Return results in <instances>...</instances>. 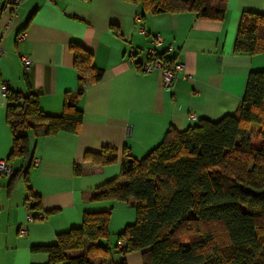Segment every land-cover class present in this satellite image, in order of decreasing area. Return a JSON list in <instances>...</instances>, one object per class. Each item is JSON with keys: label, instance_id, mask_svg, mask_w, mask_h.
Segmentation results:
<instances>
[{"label": "crops", "instance_id": "crops-1", "mask_svg": "<svg viewBox=\"0 0 264 264\" xmlns=\"http://www.w3.org/2000/svg\"><path fill=\"white\" fill-rule=\"evenodd\" d=\"M0 11V160L7 159L16 172L0 174V264H48L49 255L35 247L56 244L58 235L82 226L85 213L106 211L110 237L102 242L113 250L114 264H143V251L116 250L118 235L136 221L135 206L91 197L111 180L124 183V153L141 159L171 129L218 121L239 108L250 73L264 70V53L235 51L237 32L244 13L264 14V0H228L220 20L200 19L191 11L153 14L131 0H26L16 8L0 0ZM158 34L157 52L184 65L170 88L158 70L141 68ZM72 44L91 52L94 67L103 71L79 100L80 132L43 135L29 129V157L10 158L14 137L2 85L37 93L45 115L61 116L67 95L79 88ZM22 56L31 57L29 67ZM105 147L117 149L116 162L85 161L87 152ZM30 199L40 206L29 209ZM41 211L45 218L29 219Z\"/></svg>", "mask_w": 264, "mask_h": 264}, {"label": "trees", "instance_id": "trees-1", "mask_svg": "<svg viewBox=\"0 0 264 264\" xmlns=\"http://www.w3.org/2000/svg\"><path fill=\"white\" fill-rule=\"evenodd\" d=\"M131 1L153 14L191 11L204 20L222 19L228 3ZM71 49L79 88L67 95L61 116L45 115L37 93L9 90L7 121L14 137L10 158L29 157V129L43 135L80 132L83 112L79 100L89 84L102 79L103 71L94 67L93 55L81 45L72 44ZM235 51L264 53V14H243ZM197 122L182 132L171 129L164 141L141 159L124 153V183L111 180L91 199L135 206L136 221L118 235L121 243L116 250L123 254L143 251V264H264V70L250 73L243 101L235 112L218 121ZM117 157V149L105 147L87 152L85 161L105 166ZM75 173L82 174L80 165L75 166ZM32 202L31 210L40 206L38 199ZM109 221L110 212H87L81 227L58 235L56 244L34 250L46 252L48 264H114L113 250L102 242L110 237ZM69 251L84 253L70 256Z\"/></svg>", "mask_w": 264, "mask_h": 264}, {"label": "built area", "instance_id": "built-area-1", "mask_svg": "<svg viewBox=\"0 0 264 264\" xmlns=\"http://www.w3.org/2000/svg\"><path fill=\"white\" fill-rule=\"evenodd\" d=\"M6 5L11 6L13 8L18 7L20 4H22L26 0H4ZM1 13V11H0ZM25 37V33L20 34V39H23ZM154 48H150L147 50L148 59L142 62L141 68L142 71L145 73H152L155 70H158L161 74L163 85L165 87L170 88L173 87L176 80L178 79V72L183 68L182 63L177 62H169L165 59H160L157 57V47H159L162 44V36L160 34L156 35L154 38ZM1 52V51H0ZM22 60L26 67H29L32 63V59L29 56H22ZM133 62L135 63V59H133ZM1 90L3 94L7 97V94L10 90V87L8 84H3L1 87ZM194 120H197L196 117H193ZM37 162V161H36ZM14 172V168L8 163L7 159L0 160V174L5 175H12ZM33 200L30 199L27 203V207L30 209L31 204ZM46 213L44 211H41V213L36 217L33 214H30L29 219L31 221H34L35 218H45ZM26 230H23L25 232Z\"/></svg>", "mask_w": 264, "mask_h": 264}, {"label": "rangeland", "instance_id": "rangeland-1", "mask_svg": "<svg viewBox=\"0 0 264 264\" xmlns=\"http://www.w3.org/2000/svg\"><path fill=\"white\" fill-rule=\"evenodd\" d=\"M196 235H193V238H195Z\"/></svg>", "mask_w": 264, "mask_h": 264}]
</instances>
